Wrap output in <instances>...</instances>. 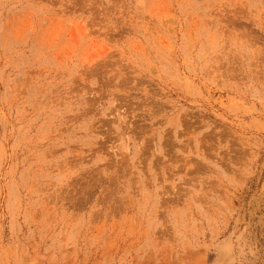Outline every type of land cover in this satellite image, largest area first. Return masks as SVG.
I'll use <instances>...</instances> for the list:
<instances>
[{"label": "rangeland", "instance_id": "1", "mask_svg": "<svg viewBox=\"0 0 264 264\" xmlns=\"http://www.w3.org/2000/svg\"><path fill=\"white\" fill-rule=\"evenodd\" d=\"M0 264H264V0H0Z\"/></svg>", "mask_w": 264, "mask_h": 264}]
</instances>
